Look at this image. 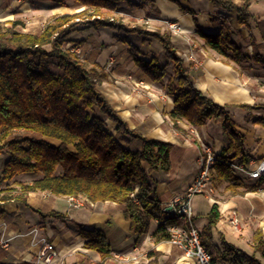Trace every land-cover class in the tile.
<instances>
[{"label": "trees", "instance_id": "1", "mask_svg": "<svg viewBox=\"0 0 264 264\" xmlns=\"http://www.w3.org/2000/svg\"><path fill=\"white\" fill-rule=\"evenodd\" d=\"M208 1L220 10L219 16H224L222 10L237 9L239 23L250 24L253 14L249 0ZM74 2L84 9L55 15L40 31L23 30L24 23L20 20L0 21V127L3 128L0 153L9 154L1 178L10 181L24 172L43 174L32 183L14 181L0 190V215H5L2 204L12 200L26 202L28 193L41 190L58 196L85 197L92 202L115 201L138 235L147 233L154 219L162 218V202L156 196L149 169L170 170L174 142L148 137L132 128L98 87L111 78L110 71L99 63L89 65L78 52L66 47L73 33L90 28L117 30V37L128 44L141 71L150 80L164 83L168 64H161L158 56L144 58L140 45L129 36L157 39L166 58L174 64V72L165 84L174 97L171 112L174 125L180 129V122L200 126L212 120L222 126L226 144L215 162V182L227 183L226 188L232 193L264 186V179L247 183L232 167V163L250 164L252 156L246 149L245 135L227 106L219 105L197 87L169 32L148 30L144 25L108 15L121 10V2L135 5L133 0ZM199 34L208 48L223 57L238 63L249 59L233 40L227 20L219 33L200 30ZM254 57L264 64L263 57ZM240 106L248 111L246 118L252 110L264 112L263 104ZM108 120L116 124L114 129L108 128ZM255 122L264 127V114L257 116ZM18 130L23 133L17 134ZM206 217L201 238L214 261L264 264L261 230L254 233L255 252L249 253L224 237L219 246L213 237V227L221 217L217 205L212 206ZM176 221L174 216L159 221L155 240H168L170 232L166 227ZM80 234L87 240V248L101 254L103 261L99 264L111 257L112 247L102 229L81 226Z\"/></svg>", "mask_w": 264, "mask_h": 264}, {"label": "crops", "instance_id": "2", "mask_svg": "<svg viewBox=\"0 0 264 264\" xmlns=\"http://www.w3.org/2000/svg\"><path fill=\"white\" fill-rule=\"evenodd\" d=\"M133 1L135 5L121 2L120 12L127 10L126 14H130L132 20L130 24L138 23L148 30L167 31L171 34L177 52L184 59V66L194 77L197 87L231 111L238 129L245 135V146L252 156L250 164L255 166L263 160L264 127L255 122V119L263 116L264 112L252 110L249 118H246L248 111L240 105H264V64L254 57L260 55L264 58V0H249L253 17L247 26L239 23L237 9L222 10L224 16H219L220 10L208 0ZM243 1L236 0L237 3ZM224 20L231 25L233 40L249 55L246 61L238 63L230 58L222 59L221 54L208 48L205 39L200 36V30L219 33ZM170 23L180 26L181 31L172 32L167 25ZM104 28L112 31V38L99 49L93 43L90 60L110 71L111 78L99 83L98 87L136 131L148 137L174 142L170 170L149 169V174L155 181L156 196L162 202V217L164 213L174 216L169 208L170 201L187 189L201 166L199 142L191 128L195 127L209 139L215 140L220 151L225 147L226 136L221 124L212 120L200 126L180 122V131L186 130V135L171 128V123H174L171 112L175 104L174 97L168 93L165 84L174 72V64L166 58L157 39L137 34L129 36L140 45L144 58L158 56L161 64L170 66L169 63H172L173 70L169 72L167 69L164 83L150 80L141 71L133 61L128 44L117 37L119 32L115 29H85L75 32L77 37L73 33L71 39H85L84 33L92 34L91 31ZM90 43L86 39L82 45L87 48ZM162 54L166 58L165 63ZM108 123L112 129L115 128L113 121L108 120ZM2 131L3 128L0 127V134ZM49 140L58 143L57 140ZM8 158V153H0V190L14 181L32 183L43 176L41 173L24 172L10 181L3 180L2 169ZM214 184L219 186V190L216 189L213 195L218 202L214 204L206 196L210 205L208 210H201V200L194 197V223L202 230L207 223L206 215L213 205H217L221 217L213 227L215 243L220 246L224 237L249 253L255 252V231L261 230L264 238V193L260 192V188L232 193L226 188L227 183H216L214 179ZM2 208L5 215H0V264H35L39 244L33 241L37 243L42 237L56 243L62 255L58 264H99L103 261L102 256L98 251L86 247L87 240L80 234L81 226L96 227L105 232L112 252L111 257L103 264H194L193 258L185 256L169 240H155L154 232L160 225L158 219L152 221L147 233L138 235L115 201H98L92 204L86 202L76 208L70 205L67 196L38 190L28 193L26 202L12 200L2 204ZM234 209L244 218L242 232H235L228 223L229 211ZM35 229L38 231L37 235Z\"/></svg>", "mask_w": 264, "mask_h": 264}, {"label": "built area", "instance_id": "3", "mask_svg": "<svg viewBox=\"0 0 264 264\" xmlns=\"http://www.w3.org/2000/svg\"><path fill=\"white\" fill-rule=\"evenodd\" d=\"M174 25L176 27L174 29L180 32L181 27L177 24ZM191 131L199 142L201 166L187 189L182 194L173 197L169 203L170 211H173L177 221L168 224L166 227L170 232L168 240L181 249L185 256L193 258L194 264H220L213 260L212 253L202 242L201 229L194 223L193 199L197 194L203 193L213 200L214 204H217L218 200L213 196L216 192L214 186V176L216 175L215 162L222 151L217 148L215 140L209 139L202 131L200 132L195 127H192ZM232 167L235 169L237 175L248 183L264 179V159L255 166L244 163H232ZM260 192L264 193V187L260 188ZM67 197L70 205L76 208L85 205L87 201L90 204L93 203L90 200L75 195ZM165 216L168 217L164 213V216L158 221L163 222L166 218ZM227 220L235 232L243 230L244 218L237 210L229 211ZM34 232L35 235L38 234L37 229ZM33 243L39 244L38 250L35 253V264H58L61 262L62 255L57 249L56 243L50 241L47 237L40 238L37 243L34 240Z\"/></svg>", "mask_w": 264, "mask_h": 264}, {"label": "rangeland", "instance_id": "4", "mask_svg": "<svg viewBox=\"0 0 264 264\" xmlns=\"http://www.w3.org/2000/svg\"><path fill=\"white\" fill-rule=\"evenodd\" d=\"M84 7L77 6L74 0H0V21L5 22L9 20H20L24 23L23 30L25 31H40L42 30L46 23L50 21L55 15L63 14V13H74L80 10H83ZM122 12V13H121ZM115 11L111 12L108 15L114 16L117 18H122L124 22L130 23L132 20L130 19V14H126L127 10L124 11ZM169 28L172 30V32H177L174 28V24H167ZM173 25V26H172ZM92 34L84 33L85 39L80 38H72L69 43L66 44L67 48H71L74 51L78 52L82 58L86 60V62L91 65L90 60V52L94 48L93 43L98 46L97 49L101 48L102 45L106 44L111 40L112 38V31L110 29L104 28L99 31H91ZM77 33H74V36L77 37ZM88 39V42L91 41L90 44H88V47L85 48L82 43L85 42V40ZM189 40L192 41L190 38ZM72 42V43H71ZM159 44V43H157ZM163 56V63L167 62L165 56ZM220 57L225 59L222 55ZM170 66L167 67L169 69V72H172L173 67L172 63ZM142 86V85H141ZM180 124V123H179ZM108 125V124H107ZM171 128L174 131H177L183 135H186V130L180 131L179 128L174 125V123H171ZM108 128L112 129L109 125ZM183 132V133H182ZM18 133H23L22 130H18ZM190 134L191 131L189 132ZM116 136L119 137L120 134L116 133ZM215 189L219 190V186L215 185ZM80 197V196H79ZM84 199H87L85 197H81ZM195 198L201 200V207L200 209L203 211H206L210 208V205L207 202V197L205 194H197ZM89 200V199H87ZM91 201V200H90ZM88 202V201H87ZM92 202V201H91ZM89 203V202H88ZM244 229V228H243ZM243 231V230H242ZM241 231V232H242ZM249 252V251H248ZM259 255V253H258ZM224 264V263H223Z\"/></svg>", "mask_w": 264, "mask_h": 264}]
</instances>
